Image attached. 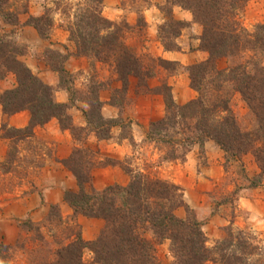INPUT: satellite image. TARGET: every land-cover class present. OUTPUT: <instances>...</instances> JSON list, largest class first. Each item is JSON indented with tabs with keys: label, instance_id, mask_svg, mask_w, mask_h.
Instances as JSON below:
<instances>
[{
	"label": "trees",
	"instance_id": "16d2710c",
	"mask_svg": "<svg viewBox=\"0 0 264 264\" xmlns=\"http://www.w3.org/2000/svg\"><path fill=\"white\" fill-rule=\"evenodd\" d=\"M246 1L177 0L179 6L189 9L194 18L203 22L202 48L208 55L188 67L189 84L197 92L196 97L178 104L168 86H163L161 93L165 112L149 122L145 140L166 144L170 148L196 143L200 146L204 141L212 140L231 157L252 150L260 171L254 177L256 183L253 184L252 180L250 183L260 185V175L264 172V65L261 62L264 56V23L257 24L252 31L241 26L238 28L234 15ZM54 3L65 14V9L71 7V21L66 29L75 53L87 57L91 63L104 62L112 67L120 83L113 88V102L118 103L115 97L120 94L121 98L124 97L130 76L142 80L151 74L144 70L135 52L127 46L124 31L102 14L103 0H76L71 3L54 0ZM215 18L231 21L232 29L226 31L224 27L217 26L214 34L211 33L205 23ZM0 20L10 25L18 24V14L10 9L7 0H0ZM27 22L41 38L49 37L53 27L51 16L30 15ZM122 25L124 29L128 27L126 22ZM237 50L248 51L252 55L243 65L217 69L215 60L218 57L228 56ZM22 54L23 48L14 37L0 33V80L13 74L15 81L10 87L0 89L1 110L7 115L21 110L28 112L26 125L20 128L8 126L10 132L19 138L31 136L35 126L54 118L60 128L69 129L72 137L79 139L71 116L65 111L74 105L76 92L71 87V73L63 65L66 54L54 53L60 64H49L58 75V87L57 84H47L31 72L20 59ZM226 84L232 85L246 103L252 115L251 130H243L235 121L226 101ZM94 87L95 84L90 82L81 99L87 106L80 109L86 123L84 137L92 132L99 139H110L113 127L118 126L121 130L130 128L119 115L110 117L101 113L102 101L97 91L100 85ZM57 88L67 92L68 102L55 99ZM112 101L109 102L111 105L114 104ZM221 111L226 115L219 117ZM191 118L193 122H190ZM83 129L78 128L79 131ZM7 136L10 138L12 135ZM61 162L72 173L78 187L76 191L63 192V199L73 214L100 217L105 224L92 241L84 240L79 234L67 236V241L58 243L53 250L44 249L37 257L38 261L35 257L39 252L35 250L36 254L30 253L35 264H85L83 253L86 249L98 264H161L155 249L166 239L172 256L168 264H264L263 248H258L257 257H247L248 253L254 252L255 246L244 243L249 251H243L240 240L245 233L242 231L236 235L228 233L210 246L200 220L191 215L181 218L174 213L176 207L185 206L175 184L125 167L123 169L129 175L127 184L112 183L102 189L90 187L87 191L85 186L91 179L90 169L95 165L93 153L90 150L83 152L77 147ZM16 222L24 227L22 230H29L35 224L27 218ZM7 249L8 246L0 242V264H6L4 254Z\"/></svg>",
	"mask_w": 264,
	"mask_h": 264
},
{
	"label": "rangeland",
	"instance_id": "374dc122",
	"mask_svg": "<svg viewBox=\"0 0 264 264\" xmlns=\"http://www.w3.org/2000/svg\"><path fill=\"white\" fill-rule=\"evenodd\" d=\"M67 1L71 3L76 0ZM7 2L10 9L18 14V24L10 25L0 20V33L14 37L21 44L23 54L20 55V59L27 66L28 63L30 65V59L39 71L43 66L49 69H51L50 65L58 66L60 62L54 54L57 52L61 55L66 54L68 58L69 47L64 45L66 49L62 52L56 47L49 46L47 42L51 34L48 38H41L27 21L30 15H49L52 17L53 25L57 24L66 31L68 39L66 27L71 21V11H69L71 7L65 9L67 12L65 14L56 7L54 0H7ZM115 5L122 8L118 16L114 12L119 11L114 7ZM185 13L189 14V20L185 18ZM102 14L106 18L110 17L108 19L124 31L125 42L131 39L128 44L126 43L127 46L135 52L144 70L151 74L142 80L130 76L124 97L121 98L122 94H120L119 97H115L118 103L113 102L111 100L114 93L113 88L119 86L120 83L116 80L112 67L101 62L102 66L96 68V61L91 63L87 57L75 53V46L69 39L72 44V54L87 59L85 68L74 70V67H70L71 72L65 67L66 61L63 62L65 69L72 76L71 87L76 91L73 106L78 109L81 107L80 104L87 107L81 99L87 93L89 83L92 82L95 84L94 88L100 85L97 89L98 95L102 90L104 94L109 92L107 101L114 103L112 104L113 112L117 113L115 116L119 115L130 127H124L122 130L118 126L113 127L111 129L113 136L110 139H102L120 142L125 138L123 157L104 152L99 147L83 145L84 135L87 132L86 124L85 126L73 124L79 139H74L69 132L73 142L77 144L72 150L77 147L83 152L90 150L93 153L94 162H98V165H106L110 162L109 164L117 165L121 169L128 167L131 171H139L152 178L175 184L179 188L181 200L185 206L176 207L174 213L181 218L191 215L200 220L201 229L210 246L214 244V241L226 237L228 233L232 232L236 235L242 231L245 233V237L240 240L243 251H249L244 243L247 246H255L254 252L248 253L247 257L251 259L257 257V253L260 252L259 247L264 251V172L260 175L261 184L253 185L256 183L254 177L259 175L260 169L252 150H245L240 155L231 157L225 155L224 151L212 140H206L200 146L196 143L172 148L166 144L145 140L149 122L161 117L165 112L162 89L168 86L172 98L175 95L178 101L173 100L178 104L197 96V92L189 84L188 67L204 60L208 55L207 51L202 48L201 38L205 29L203 22L194 18L189 9L179 6L177 0H103ZM109 14H115L117 17ZM234 16L238 28L241 26L252 31L257 24L264 23V0H247L243 8ZM124 22L128 26L126 29L122 27ZM205 24L213 34L217 26L224 27L226 31L232 29L231 21L228 20L224 22L215 18ZM25 27L33 28L36 35H31ZM151 42H154L152 48L156 51L155 47H158L160 53L162 50L179 52L181 60H171L155 55L149 49ZM251 55L248 51L237 50L228 56L218 57L215 65L217 69L243 65L246 58ZM261 62L264 65V56ZM28 68L33 72L29 66ZM53 72L57 75L55 71ZM12 75L8 74L7 78L0 80V89L10 87L15 83ZM171 82L173 83L170 84ZM231 86L230 84L225 85L228 108L243 130H251L252 115L239 92ZM65 111L72 119L69 107ZM218 115L219 117L225 116L226 113L221 111ZM3 119L0 118V137L9 138L8 134L12 136H10L5 157L0 160V200L2 201L20 193L21 190H15L19 187H22L23 192L31 190L40 192L39 187L48 175L47 169L52 167V161L55 160L52 156L55 150V145L52 143L54 140L49 137L53 133V125L41 128V131L33 130L31 136L19 138L10 132L9 125ZM193 121L191 118L190 122ZM79 127H84V129L79 131ZM112 146L116 145L112 144ZM251 180L253 184L250 183ZM89 189L90 187L86 185L85 190ZM79 216L102 220L100 230L105 224L100 217L73 214V211L71 216L63 218L59 209L53 206L44 221L34 222L31 229L22 230L24 227L19 226L23 234L14 244L7 245L8 249L4 254L6 264H33L30 258L35 250L39 252H35L37 253L35 260L38 261L37 257L42 255L44 249L53 250L58 243L66 242L67 236L74 237L75 234H79L84 239L82 225L77 221ZM100 230L95 238L84 240L96 239ZM0 242L5 244L1 238ZM168 243L166 239L156 246L155 255L161 264H168L172 260ZM83 261L85 264H98L92 260V253L89 249L84 251ZM205 264L215 263L206 262Z\"/></svg>",
	"mask_w": 264,
	"mask_h": 264
},
{
	"label": "crops",
	"instance_id": "0c3cea01",
	"mask_svg": "<svg viewBox=\"0 0 264 264\" xmlns=\"http://www.w3.org/2000/svg\"><path fill=\"white\" fill-rule=\"evenodd\" d=\"M119 11H114L117 16L121 13L122 8L115 5L114 6ZM106 8V7H105ZM113 17H117L115 14H109ZM108 17V16H107ZM110 18V17H108ZM185 18L190 19L188 13H185ZM26 30H29L31 35H36L34 29L31 27H25ZM49 46L56 47L60 51H64L66 47H69L70 54L66 58L65 67L68 68L71 72L70 67H74V70L80 68H85L87 64V59L84 57H76L72 54V44L69 38L67 39L66 31L63 30L61 26L54 24L50 32ZM34 39V37H33ZM131 40V39H129ZM128 40V42H129ZM126 41V43L128 44ZM66 45V47L64 46ZM154 42L150 43L149 49L155 53V55H160L166 59L171 60H181V55L179 52L162 50L161 53L152 48ZM34 47H32L33 49ZM27 61V60H26ZM105 64V63H104ZM96 68L102 66L101 62L96 61ZM28 66L32 69L35 74H37L41 80L47 84L56 85L57 84V75L54 72L47 68L46 66L41 67L39 71L35 63L30 59V65ZM37 69V70H35ZM100 76V75H99ZM104 76V75H103ZM102 77V76H100ZM171 82L170 84H172ZM106 93V92H105ZM55 99L59 102H67L68 95L67 92L62 88H57L54 93ZM99 98L102 101L101 113L104 116L113 117L117 113L113 112L114 106L111 105L107 100L109 98V92L106 94L103 93V90L99 93ZM173 99L178 101L173 95ZM81 107L76 108L75 106L69 107V112L72 115V121L74 125L85 126V119L81 114L80 109H85L86 107L80 104ZM74 107V108H73ZM77 109V110H76ZM72 112H75L74 114ZM108 112V113H107ZM113 112V113H112ZM0 106V118L7 122V125L13 127H23L28 121V112L21 110L13 114H2ZM1 122V121H0ZM53 125V133L49 137L53 138V145H55V150L52 154L55 160L52 161L51 166L47 169L48 175L45 177L44 183L39 187L40 192L37 190L23 192L22 187H19L15 190H21L20 193L12 195L8 200H0V238L6 245L14 244L23 234L19 225H17V219H29L32 222H41L47 217L50 212V206H56L59 209L60 214L63 218L69 217L72 214V209L63 199V192L65 190L76 191L77 184L72 173L62 164V160L67 158L74 146H77L73 139L71 138L69 131L67 129H61L55 119H50L48 122L43 125H37L34 127V131L42 130L46 126ZM134 125V122H133ZM125 138L119 141H105L97 138L92 132L88 133L84 138L83 145L85 146H94L103 149L104 152L116 155L117 157H123L125 154ZM10 138L0 137V160H2L6 155V150L9 145ZM110 143V144H109ZM112 144L116 146L113 147ZM106 150V151H105ZM10 173V172H9ZM91 179L87 186L93 187L95 189H102L104 186L112 183H117L120 185H125L129 181V175L121 169L119 166L114 164L106 165H95L90 169ZM47 182V183H45ZM40 185V184H38ZM30 190V189H29ZM1 198V196H0ZM77 221L82 225V234L84 239H93L99 232L102 226V220L83 218L82 216L77 217ZM89 227V229H88Z\"/></svg>",
	"mask_w": 264,
	"mask_h": 264
}]
</instances>
